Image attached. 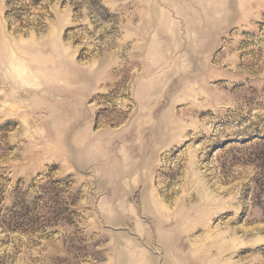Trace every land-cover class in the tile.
<instances>
[{
  "label": "rangeland",
  "instance_id": "374dc122",
  "mask_svg": "<svg viewBox=\"0 0 264 264\" xmlns=\"http://www.w3.org/2000/svg\"><path fill=\"white\" fill-rule=\"evenodd\" d=\"M0 264H264V0H0Z\"/></svg>",
  "mask_w": 264,
  "mask_h": 264
}]
</instances>
